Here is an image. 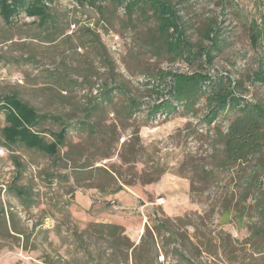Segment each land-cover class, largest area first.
I'll return each mask as SVG.
<instances>
[{
  "label": "rangeland",
  "instance_id": "374dc122",
  "mask_svg": "<svg viewBox=\"0 0 264 264\" xmlns=\"http://www.w3.org/2000/svg\"><path fill=\"white\" fill-rule=\"evenodd\" d=\"M171 1L197 47L212 46L208 35L218 38L212 62L166 53L150 9L129 13L119 0L101 7L53 0L43 24L23 9L10 24L0 15V100L15 93L68 126L53 157L6 145L0 114V264H82L76 258L86 253L74 232L95 222L122 225L135 244L152 228L153 264H264V240H249V226L264 218L243 188L257 160L219 164L217 133L234 114L208 124L204 98L151 113L166 86L157 78L169 70L236 82L239 95L264 104V82L255 78L264 71V37L253 41L264 30V0ZM132 98L139 107H128ZM63 123L48 120L43 128L59 131ZM150 178L159 179L143 181ZM118 184L115 199L105 189ZM158 220L173 230L169 242ZM85 242L96 255L106 252L102 240ZM179 249L191 263L179 259Z\"/></svg>",
  "mask_w": 264,
  "mask_h": 264
},
{
  "label": "trees",
  "instance_id": "16d2710c",
  "mask_svg": "<svg viewBox=\"0 0 264 264\" xmlns=\"http://www.w3.org/2000/svg\"><path fill=\"white\" fill-rule=\"evenodd\" d=\"M104 0H77L83 4L85 2L96 5ZM126 4L129 13L137 7L141 9L149 8L157 23V31L162 39L163 49L174 58H185L188 63L196 58L207 57L208 62H212L215 54L214 50L219 48L217 37L208 35L212 40L211 47L195 45L186 36V28L180 13V9L171 0H119ZM53 0H0V15L7 24L23 9L29 17H39L40 23H45L51 18L50 3ZM215 29H211L213 33ZM261 37H264V30L254 32L253 41L257 44ZM258 81L264 82V71L255 73ZM160 82H165L163 90L158 91L159 99H162L151 109L152 114L165 110H173L175 101H184L185 105L193 104L196 100L206 101L207 112L204 120L211 124L218 116L229 111L233 117L229 119L225 128H220L217 133L219 145L222 151L220 166L230 167L236 164L242 165L253 159L257 162L254 167L249 168L244 176L243 186L246 197L253 195L254 203L250 204L251 209H256L261 218H264V104L245 99L239 95L235 89V83L224 82L222 77H213L209 73L202 72H177L169 70L157 78ZM135 98L128 100L130 109L139 107ZM4 113L6 124L2 128L5 144L12 146L22 144L29 149H36L50 156H57L60 147L65 144L68 126L63 123V118L59 115L40 113L36 107L23 100L17 94H6L0 100V114ZM48 120L63 123L59 131L46 130L44 123ZM86 126L85 123H83ZM51 139L48 138V135ZM107 155V154H106ZM17 164L18 160L15 161ZM108 176L111 174L102 169ZM244 169L243 171H245ZM109 178V177H108ZM159 178L142 179L144 182H154ZM128 184L127 182H123ZM123 189L122 184L115 188L111 186L105 190L115 194ZM22 195V189L16 190ZM246 209V206H244ZM3 212V208H1ZM12 221V219H11ZM257 224L249 226L250 239L261 243L264 240V223H261L255 230ZM157 229L163 228L168 231V236L164 237L167 242L174 237L173 230L163 220H158L154 225ZM18 232L13 222V228ZM149 226L141 237L138 244H135L126 234L122 225L113 223H90L87 228L74 232V236L84 251L86 256L76 258L82 264H129L132 257V264H153V251L155 248V236ZM254 230V231H253ZM21 233V232H18ZM23 234V233H21ZM163 235V234H162ZM89 237L102 240L107 244L106 252L94 254L90 247L86 245L85 239ZM165 241V243H166ZM231 245V241H229ZM233 246V245H231ZM262 249L263 244L259 245ZM108 250L111 251L110 254ZM152 250V253H151ZM179 259L183 262L191 263L189 256L179 249ZM48 264H57L48 262ZM79 264V263H78Z\"/></svg>",
  "mask_w": 264,
  "mask_h": 264
},
{
  "label": "crops",
  "instance_id": "0c3cea01",
  "mask_svg": "<svg viewBox=\"0 0 264 264\" xmlns=\"http://www.w3.org/2000/svg\"><path fill=\"white\" fill-rule=\"evenodd\" d=\"M118 194H119V192H118V193H115V195H113V197H114L115 199H118V198H117Z\"/></svg>",
  "mask_w": 264,
  "mask_h": 264
}]
</instances>
